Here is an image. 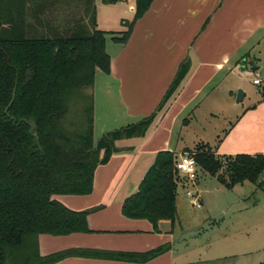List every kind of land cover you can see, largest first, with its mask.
Segmentation results:
<instances>
[{
	"label": "trees",
	"instance_id": "1",
	"mask_svg": "<svg viewBox=\"0 0 264 264\" xmlns=\"http://www.w3.org/2000/svg\"><path fill=\"white\" fill-rule=\"evenodd\" d=\"M152 1L134 0L133 19L119 36L111 33L114 43L128 40ZM60 4L57 18L52 11ZM105 34L96 29V0H0V264H47L55 258L39 257L38 235L87 231L86 212L67 210L51 197L90 194L97 166L122 151L116 142L143 138L188 73L184 61L150 115L103 133L94 144L95 75L110 72ZM259 93L264 99V85ZM186 152L193 154L196 177L201 171L225 189L247 181L264 192V155L217 156L207 144ZM176 159L170 151L155 155L123 202L124 217L147 220L154 229L160 220L176 221L178 184L185 180ZM163 251L118 257L145 261Z\"/></svg>",
	"mask_w": 264,
	"mask_h": 264
},
{
	"label": "crops",
	"instance_id": "2",
	"mask_svg": "<svg viewBox=\"0 0 264 264\" xmlns=\"http://www.w3.org/2000/svg\"><path fill=\"white\" fill-rule=\"evenodd\" d=\"M102 1L103 6L117 4ZM123 1L128 3L131 13L128 18L120 17L121 32L127 30L126 22L133 19L135 8L134 0ZM126 11L121 10L122 14ZM98 17L96 6V27ZM255 37L258 39L252 41ZM256 41L264 43V0H153L133 25L128 40L117 44L116 53L109 56L110 72L106 75L117 83V100L124 117L136 123L150 115L184 61L189 62L188 73L143 138L116 142L122 151L112 154L106 164L97 166L90 194L51 197L67 210L86 212L87 231L38 235L39 257L55 258L47 264H218V260L228 264H264V261L241 263L236 255L227 253L205 259L194 253V246L178 247V190L174 223L160 220L154 229L147 220L128 219L121 212L123 202L137 191L158 152L170 151L178 156L194 149L178 141L173 143L172 136L180 124L181 129L190 127V116L201 108L207 122L217 121L219 116H223L224 121L214 124L211 141L199 134L200 140L195 144H207L217 156L264 155V99L259 93L262 79L253 78L261 81L259 85L252 83L258 87L259 97L245 109L222 111V107L231 108L235 95L230 89L224 94L225 98H213L204 104L222 71L242 68L240 72L255 76L264 72V56L247 52L237 61L240 48ZM161 42L169 44V49L159 51ZM247 54L249 58H244ZM245 97L244 94L243 99ZM186 112L189 118L181 121V114ZM184 120L187 121L184 123ZM177 139H181L179 134ZM199 180L197 173L194 188L202 203L204 194L210 190L200 187ZM179 187L185 193L192 185L181 180ZM180 240L186 239L181 237ZM158 248L164 251L145 261L118 257L120 254H147Z\"/></svg>",
	"mask_w": 264,
	"mask_h": 264
},
{
	"label": "rangeland",
	"instance_id": "3",
	"mask_svg": "<svg viewBox=\"0 0 264 264\" xmlns=\"http://www.w3.org/2000/svg\"><path fill=\"white\" fill-rule=\"evenodd\" d=\"M99 19L96 29L104 31L106 40V53L112 56L116 53L117 44L111 42L113 36H119L122 31L120 17H130L128 3L118 2L115 6H103L100 0H96ZM63 4L57 5L52 11L54 17H59L61 10H64ZM72 6L73 13H77ZM127 10L122 14L121 10ZM110 10V11H107ZM112 10V11H111ZM123 15V16H122ZM125 15V16H124ZM112 34H111V33ZM258 37L252 39L255 41ZM249 42L238 51L237 61L245 53L249 52L254 56H264V43L258 44V41L252 45ZM169 44L159 43L158 50H168ZM242 70V68H241ZM240 70V71H241ZM222 71L217 76L215 87L208 91V99L204 104L209 103L211 99L225 98L228 89L234 94L231 108H223L224 113L232 112L233 109H245L253 104L258 96V87L252 85V79L259 77L263 80L261 88L264 85V72L258 75H247L245 72ZM258 78V79H259ZM241 86V88H240ZM238 91L244 92L246 97L241 102H236ZM117 83L111 77L97 70L93 86V143L95 144L99 137L109 131L135 123L124 117L122 108L117 100ZM200 109L190 116L191 126L181 129V124L174 129L172 141L184 144L188 147H196L200 138L211 141L212 128L214 124H221L224 121L223 116H219L217 121L207 122L204 113ZM186 112L181 114V121L189 118ZM183 127V126H182ZM205 128V131L202 128ZM181 129V130H180ZM181 132V133H180ZM178 134L181 139L178 138ZM195 144V145H194ZM187 153V152H186ZM193 155L192 153H187ZM200 187H208L210 191L204 194V201L201 208H195L189 203L188 197L183 189H178V215L176 228L178 235V247L182 245L194 246L195 252L205 259L219 258L223 254L236 255L238 262L260 263L264 261V192L258 190L250 182H244L242 185H236L233 189H225L219 184L215 177L198 172ZM184 231L181 234L180 231ZM181 234V235H180ZM183 237L181 241L180 238ZM227 260V259H226ZM221 262V263H220ZM231 262V261H229ZM220 264H228L227 261H216Z\"/></svg>",
	"mask_w": 264,
	"mask_h": 264
},
{
	"label": "built area",
	"instance_id": "4",
	"mask_svg": "<svg viewBox=\"0 0 264 264\" xmlns=\"http://www.w3.org/2000/svg\"><path fill=\"white\" fill-rule=\"evenodd\" d=\"M252 83L254 85H259L260 80L258 78L253 79ZM175 169L177 170L178 174L185 179L186 182L190 183L192 187L185 191V195L189 199V203L195 207H201V197L197 190L194 188V182L196 180V163L194 158L185 153L179 154L175 161Z\"/></svg>",
	"mask_w": 264,
	"mask_h": 264
},
{
	"label": "water",
	"instance_id": "5",
	"mask_svg": "<svg viewBox=\"0 0 264 264\" xmlns=\"http://www.w3.org/2000/svg\"><path fill=\"white\" fill-rule=\"evenodd\" d=\"M14 96V94L12 95V97ZM243 97H244V92H242V91H238L237 92V95H236V101L237 102H240L242 99H243Z\"/></svg>",
	"mask_w": 264,
	"mask_h": 264
}]
</instances>
